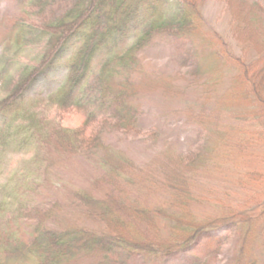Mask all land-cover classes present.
I'll return each mask as SVG.
<instances>
[{
    "label": "trees",
    "instance_id": "trees-1",
    "mask_svg": "<svg viewBox=\"0 0 264 264\" xmlns=\"http://www.w3.org/2000/svg\"><path fill=\"white\" fill-rule=\"evenodd\" d=\"M222 1L237 25V39L249 52L255 46L263 49L254 69L245 57L239 61L244 65L240 76L251 82L264 120V45L258 44L256 30L260 25L264 33V0ZM203 2L24 1L14 25L16 69L0 78V113L5 122L0 153L40 152L41 168L28 185L17 188V201L0 198V264H76L88 257L96 258L94 264H133L148 255L183 252H193L184 264H224L215 261L224 242L237 238L240 226L251 234L252 225L264 218V169L250 171L252 182H261L253 198L236 194L234 183L239 178L246 182L243 175L222 173L227 175L228 190L235 193L233 201L228 195L218 196L220 187L209 192L202 187L203 168L222 166L209 157L215 144L211 131L204 134L206 143L199 139L200 145L190 147L191 153L182 159L170 151L164 154V164H172L173 170L164 187L158 185L162 176H142L138 166L131 168L136 161L112 151L126 137L140 139L147 132L143 101L150 83L158 84L151 48L167 39L184 41L183 67L199 56ZM76 40L80 42L69 59L66 82L49 97L29 100L30 90L59 67ZM27 51L32 52L30 57ZM194 68L205 73L203 64ZM199 102L191 108H201ZM65 112L80 113L84 120L73 125L72 115L65 117ZM150 134L148 142L161 135ZM227 135H222L220 148L231 156L236 147ZM65 157L94 164L96 176L88 172L94 180L90 188L59 177L56 171ZM151 188L162 191L150 194ZM69 212L81 223L64 222ZM221 222L230 227L229 233ZM249 239L236 263L264 264V253L255 250L249 256Z\"/></svg>",
    "mask_w": 264,
    "mask_h": 264
},
{
    "label": "rangeland",
    "instance_id": "rangeland-1",
    "mask_svg": "<svg viewBox=\"0 0 264 264\" xmlns=\"http://www.w3.org/2000/svg\"><path fill=\"white\" fill-rule=\"evenodd\" d=\"M24 1L0 0V78L2 79L7 73L16 69V62L13 58L17 53L14 46L16 42L14 25L21 15ZM203 3V26L197 39L199 56L183 67L186 55L184 41L167 39L151 48L150 58L156 64L158 84L150 83L151 86L146 90V97L143 101L144 131L147 132H143L139 136L140 139H137L136 135L126 137L125 142L115 143L112 151L114 154L129 156L134 162L136 161L137 165L130 166L131 168L138 166L142 176L148 175L154 179L156 176H162V181L160 179L158 185L162 183L164 187L166 180L170 178V173L173 172L172 164L170 167L164 164V154L170 151L177 158L182 159L184 153H191L190 147L197 148L200 145V142H197L199 139L206 143L204 134L211 131L214 134L215 144L209 152V157L216 159V162H221L222 166L213 169L208 164L203 168L205 174H202V187L208 192L220 187L217 192L218 196H224L226 199L228 195V200L233 201L235 193L230 189L228 192V188L231 187H228L230 185L227 183V175L231 174L234 178L243 175L246 182L239 178V183H234L237 188L236 194H241V197L245 199L253 198L261 182H252L254 178L250 175V171L257 168L264 169V120H261L259 116L261 113L260 100L254 96L251 82L248 80L247 82V78L240 76L244 65L239 61V57H245L248 66L252 65L254 69L258 66L257 61L263 49L255 46L249 52L248 48L237 39V30L234 28L235 24L232 14L227 9V3L222 0H204ZM235 27L237 28V25ZM256 27L257 33L260 34L259 37L257 35L258 44L264 45L260 41L264 40L262 26ZM79 42L76 40L71 45L59 61V67L43 76L34 85L28 94L29 100L49 97L66 82L69 73V59L75 53ZM27 54L30 57L32 52L27 51ZM201 64L204 65L205 73H202V69L196 71L194 68ZM190 69L193 75L189 72ZM197 75L198 78H194ZM172 80L177 81L178 84L175 85H180V87L175 86V88L173 86L175 82ZM185 85L190 88H183ZM198 100L202 103L201 108H191ZM68 114L72 115L70 120L73 125H78L84 120V117L77 112H65L63 116L67 117ZM4 126V117L0 113V131ZM151 131H160L161 135L159 139L148 142L146 138L151 135ZM223 134H228L229 143L235 144L236 148L230 150L231 156L222 150L223 147L220 148L221 140L224 139ZM233 137L237 138L235 142L231 141ZM242 143L246 145L245 148L238 146ZM8 152L0 153V198L11 200L15 198L17 201V188L28 185V181L41 168V160L37 158L40 152L36 154L26 153L23 150ZM60 164L61 166L56 171L60 178L64 176L69 181L88 188L94 182L88 174L89 172L96 176V169L92 162L65 157ZM223 172H226V177L222 174ZM150 184L152 183H146L147 186ZM239 189L241 193L237 192ZM156 190L160 193L162 191L160 188H151L149 189L150 194H155ZM68 204L70 205V202H66V205ZM79 219L80 217L69 212L63 221L77 225L81 223ZM221 224L225 232L229 233L230 227H225L223 222ZM250 231L251 234L244 226H240L239 236L237 238L235 236L233 240L229 238L224 242L220 259L215 261L222 260L224 264H237L239 254L245 250L246 238H250L247 243L249 256L255 250L263 254L264 218L252 225ZM231 240L233 242H230ZM192 254L193 252H183L170 257L148 255L138 258L133 264H184ZM95 261V257H88L76 264H94Z\"/></svg>",
    "mask_w": 264,
    "mask_h": 264
}]
</instances>
